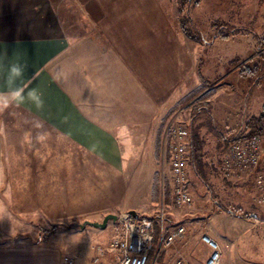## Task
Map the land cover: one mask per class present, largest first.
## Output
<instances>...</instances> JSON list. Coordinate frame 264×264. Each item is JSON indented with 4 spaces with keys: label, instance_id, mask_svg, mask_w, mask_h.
I'll return each instance as SVG.
<instances>
[{
    "label": "crops",
    "instance_id": "0c3cea01",
    "mask_svg": "<svg viewBox=\"0 0 264 264\" xmlns=\"http://www.w3.org/2000/svg\"><path fill=\"white\" fill-rule=\"evenodd\" d=\"M176 8V0H0V61L22 63L43 100L0 112V264H96L119 234L116 220L80 224L128 210L153 219L176 102L193 88L262 77L256 65L235 70L257 44L264 0H195L186 14L199 38ZM129 133L132 158L122 163ZM255 201L247 212L215 196L207 229L220 264H264V201ZM192 247L188 258L203 264L209 248ZM117 257L104 249L101 261Z\"/></svg>",
    "mask_w": 264,
    "mask_h": 264
},
{
    "label": "rangeland",
    "instance_id": "374dc122",
    "mask_svg": "<svg viewBox=\"0 0 264 264\" xmlns=\"http://www.w3.org/2000/svg\"><path fill=\"white\" fill-rule=\"evenodd\" d=\"M194 2L195 0H176V9L180 21H186L188 16L186 8ZM185 24V31L191 28L192 32L188 31H190L192 37L201 36L192 26L190 27L186 22ZM257 30L256 46L245 58L238 62L235 70L241 73L247 66H258L262 77L257 81V84H250L252 79L239 76L234 79L232 85H229L230 87L220 88L222 85H216L215 87L214 84H210L205 88L203 86L199 89L193 88L190 91L192 96L186 98L172 113H169L168 118L171 117L169 118L167 133L171 134V130L180 125L185 126L188 131H190V127L193 128L204 142L203 155L200 165L189 166L188 189L192 196V202L190 206L185 207H176L173 204L169 168L166 160H162V164L159 160L158 170L163 173V180L168 181L170 195L168 200L162 198L161 202L158 201L157 205L154 206L156 211L152 220L155 221L154 230L156 228L157 234L155 232L156 241L153 246V254L149 256L148 264L152 261L160 264H170L178 257L192 262L187 256L188 245L192 247V244H195L197 240L200 242L202 234H207L215 239L207 229L210 224L209 218L213 217L216 209L215 196L217 199H222L226 205H229L230 202L235 203L236 206L233 207H237V209H240L239 211L244 209V211L250 212L251 209H248V205L254 200L260 204L263 203V190L257 183V176L264 174V134H252L260 137L258 150L260 159L258 165L253 169H232L227 174L221 165L222 160L229 154L232 142L242 140L243 142H241L244 143L245 138L252 136L242 137L248 132L245 120L252 115H257L264 107V57L256 55L258 47L262 45L264 24L258 26ZM210 37L209 34L202 35L201 41L207 43ZM244 60H248L246 65L242 64ZM215 81L212 80V82ZM199 104H205L207 108L195 112L193 108ZM207 110L210 112V116L205 112ZM237 205H240V207ZM115 224L116 228L119 229L118 235H120L122 232L121 224L118 221H115ZM179 226L183 227L182 233L176 236L175 241L169 246L164 247L162 242L165 234ZM112 235V232H108L104 239L108 240ZM192 249L195 250L194 247ZM207 253L208 250L205 255ZM224 258V254L220 251V262L225 260Z\"/></svg>",
    "mask_w": 264,
    "mask_h": 264
},
{
    "label": "built area",
    "instance_id": "2783aa9c",
    "mask_svg": "<svg viewBox=\"0 0 264 264\" xmlns=\"http://www.w3.org/2000/svg\"><path fill=\"white\" fill-rule=\"evenodd\" d=\"M262 45L258 47L256 55L264 57V33ZM248 60L242 62L246 65ZM242 141V140H241ZM240 141V142H241ZM244 143L232 142L228 156L222 160L221 165L225 173L230 170L253 169L259 163V135L245 138ZM167 165L171 175L172 202L176 207L190 206L192 196L188 189L189 177V131L183 126H177L171 130L168 144ZM257 183L263 190L264 201V174L257 176ZM117 215L116 221L121 224L122 232L113 238L108 246L99 248V253L93 258L96 264H103L101 254L104 249L118 254L116 264H148L149 253L154 246V225L144 216L134 218L128 211H122ZM183 231L179 226L167 234L163 239V246H169ZM201 241L209 248V253L203 264H220V248L218 242L207 234H202ZM63 264H74L70 257L63 259ZM150 264H158L152 261ZM170 264H195L182 257L174 259Z\"/></svg>",
    "mask_w": 264,
    "mask_h": 264
},
{
    "label": "clouds",
    "instance_id": "9594fccd",
    "mask_svg": "<svg viewBox=\"0 0 264 264\" xmlns=\"http://www.w3.org/2000/svg\"><path fill=\"white\" fill-rule=\"evenodd\" d=\"M0 79L4 81L3 87H0V112L5 111L10 106L19 107L25 103L33 104L37 109L43 107V100L36 88H30L31 81L25 78V66L20 62H9L4 64L0 61ZM5 131V126L0 122V134ZM131 134L124 144V151L121 156L122 163L132 158L130 150ZM0 216L5 217L4 210L0 207Z\"/></svg>",
    "mask_w": 264,
    "mask_h": 264
},
{
    "label": "trees",
    "instance_id": "16d2710c",
    "mask_svg": "<svg viewBox=\"0 0 264 264\" xmlns=\"http://www.w3.org/2000/svg\"><path fill=\"white\" fill-rule=\"evenodd\" d=\"M185 22L187 24L190 23L189 16H187ZM185 22L180 21V23L182 24L183 30H185V25H186ZM198 37L199 36L197 35V38ZM249 67L250 66H247L243 70H246V69L249 70ZM199 88H202V87H199ZM190 96H192V93L188 94L187 97H185L183 99H180L174 105V108L171 109L168 112V115H169V113H172V111L176 107H178L181 103H183V101H185L186 98L187 99L190 98ZM205 108H207V105H205V104H199L196 107H194L193 110L196 112L197 110H201V109H205ZM205 112L210 116V112L208 110L205 111ZM245 121H246L245 122V125L248 128V132L245 135L242 136L243 138L248 137V136H250L252 134H264V107L262 108V110L257 115H252V116L248 117ZM189 130L190 131H189V159H188V161H189V166L190 167H195V165H200V163H201V159H202V155H203L204 142L199 137V135L197 134V132L195 130H193V128L190 127ZM212 130H214V129L212 128ZM238 138H240V137H238ZM238 138H234V139H238ZM167 159H168V157H167ZM153 184H154L153 185V187H154L153 188V194H154V196H158V193H159V190H158V187H159L158 182L157 181H154ZM169 195H170V188H169V185H168V181H166L164 179L163 180V184H162V198L164 200H168ZM232 212L235 213V214H238V212L235 211V210H232ZM240 215H245V214H240ZM151 221H152L153 225L155 226V221H153V220H151ZM155 232L157 234L156 228H155ZM167 234L168 233H166L165 236ZM155 241H156V235H155V238H154V243H155ZM152 254H153V248L150 251L149 256H151Z\"/></svg>",
    "mask_w": 264,
    "mask_h": 264
},
{
    "label": "water",
    "instance_id": "95a60500",
    "mask_svg": "<svg viewBox=\"0 0 264 264\" xmlns=\"http://www.w3.org/2000/svg\"><path fill=\"white\" fill-rule=\"evenodd\" d=\"M128 212H129L134 218L138 217V215L136 214V212H135L134 210H128ZM116 218H117V215H116V214L108 213V214H106V215L102 218V220H101L100 222H97V221H93V222H91V221H86V220H85V221H83L80 225L83 226V225H85V224H89V225H92V226H95V227H104L108 219L116 220Z\"/></svg>",
    "mask_w": 264,
    "mask_h": 264
}]
</instances>
